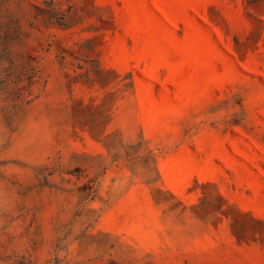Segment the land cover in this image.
<instances>
[{"label": "rangeland", "instance_id": "rangeland-1", "mask_svg": "<svg viewBox=\"0 0 264 264\" xmlns=\"http://www.w3.org/2000/svg\"><path fill=\"white\" fill-rule=\"evenodd\" d=\"M0 264H264V0H0Z\"/></svg>", "mask_w": 264, "mask_h": 264}]
</instances>
